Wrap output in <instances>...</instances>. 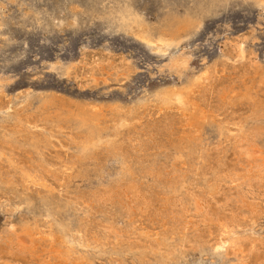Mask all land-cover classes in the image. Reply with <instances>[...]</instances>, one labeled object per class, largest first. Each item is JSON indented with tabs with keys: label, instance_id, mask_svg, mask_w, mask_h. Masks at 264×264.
Instances as JSON below:
<instances>
[{
	"label": "rangeland",
	"instance_id": "rangeland-1",
	"mask_svg": "<svg viewBox=\"0 0 264 264\" xmlns=\"http://www.w3.org/2000/svg\"><path fill=\"white\" fill-rule=\"evenodd\" d=\"M208 1L0 0V264H72L49 235L62 221L89 264H264V4ZM124 4L167 44L120 28ZM203 73L192 97L214 121L188 144L155 94ZM83 109L105 138L87 153Z\"/></svg>",
	"mask_w": 264,
	"mask_h": 264
},
{
	"label": "bare ground",
	"instance_id": "bare-ground-1",
	"mask_svg": "<svg viewBox=\"0 0 264 264\" xmlns=\"http://www.w3.org/2000/svg\"><path fill=\"white\" fill-rule=\"evenodd\" d=\"M204 3V0H201ZM207 2V0H205ZM210 1V0H209ZM208 1V2H209ZM221 1V0H220ZM254 1V0H253ZM211 2V1H210ZM214 2V0H213ZM255 2L259 5L264 4V0H255ZM202 3V2H201ZM224 3V2H223ZM206 4V3H205ZM205 4H203L205 6ZM213 4V3H212ZM218 4V3H217ZM222 4V3H221ZM198 5V4H197ZM196 5V6H197ZM208 5V4H207ZM206 5V6H207ZM210 5V4H209ZM220 5V4H219ZM1 6V5H0ZM205 6V7H206ZM213 6V5H211ZM198 10L200 9L199 6H197ZM201 7V6H200ZM209 7V6H208ZM193 8V7H192ZM210 8V7H209ZM208 8V9H209ZM216 8V7H215ZM214 8V9H215ZM196 9V8H195ZM213 8H211L212 10ZM204 10V8H203ZM210 10V11H211ZM202 11V10H201ZM189 12V10L187 11V13ZM191 12V11H190ZM189 12V14H190ZM194 12V11H193ZM186 13V12H185ZM206 15V12H204ZM109 16H111V18L118 23V26L122 29H127V30H134L136 31V34L141 37L142 39L148 41L149 43L155 44L157 46H160L158 48H161L165 43L166 40H164V36L160 31H151V28H149V26L144 22V20L138 15V13L128 4H124V5H120L119 7L112 9L111 11H109ZM198 14V13H195ZM201 14V13H200ZM203 14V13H202ZM204 15V14H203ZM184 16V14H183ZM188 16V15H187ZM175 17V16H173ZM170 19V18H169ZM177 19V17H176ZM178 20V19H177ZM172 23V22H171ZM174 23V22H173ZM181 23V22H179ZM201 23V19H190L187 18L186 20H184L181 23V26L184 30H189L193 27L198 26ZM177 24V23H176ZM175 24V25H176ZM171 25V24H170ZM180 28V27H179ZM253 39V38H252ZM234 41V40H233ZM237 41V40H236ZM239 42V41H238ZM170 43V42H169ZM168 43V44H169ZM229 43V42H228ZM232 44V42H230ZM238 46V45H237ZM237 48V47H236ZM227 53V52H226ZM182 54V53H181ZM180 56V55H179ZM182 56V55H181ZM186 56V55H183ZM175 58V57H174ZM172 61V58H170ZM176 59V58H175ZM181 58H179L180 60ZM187 59V58H186ZM186 59H183L186 61ZM189 59V58H188ZM187 59V60H188ZM188 62V61H187ZM90 63V62H89ZM94 63V62H93ZM180 63V62H179ZM69 64V63H68ZM170 64V63H169ZM168 64V65H169ZM85 65V64H84ZM92 65V64H89ZM177 65V62L173 60L172 62V66ZM179 65V64H178ZM61 67V66H60ZM177 67V66H176ZM77 68V67H76ZM90 68V67H89ZM88 68V69H89ZM172 68V67H169ZM96 69V68H95ZM91 70V69H90ZM98 70V69H97ZM180 70V69H179ZM79 71V70H78ZM93 71V70H92ZM96 71V70H95ZM100 71V70H98ZM258 71V70H257ZM86 72V71H85ZM97 72V71H96ZM95 72V74H96ZM67 73V72H66ZM258 73V72H257ZM87 74V73H86ZM205 73H203L202 75L195 77V76H189L186 80L187 84L186 86L179 88V89H173V90H167V91H162L159 93L155 94V100L157 102H162L161 106H169L170 104L175 103L178 108L180 109L181 113L183 114V118L186 121V126L189 127L191 130L194 131V133L190 132L188 136H186L184 138L185 142L190 144L189 141L196 138L198 135H200V132L203 131L204 127L206 126L207 122L209 120L214 121V116L212 115V113L210 112H206V110L200 106V104L196 101H194L192 95L194 90H196L197 86L201 83L202 81V76ZM217 74V73H216ZM73 74H71L72 76ZM75 75V74H74ZM219 75V74H218ZM223 75V74H222ZM77 76V75H76ZM81 76V75H80ZM70 77V76H69ZM83 77V76H82ZM88 77V76H87ZM92 77V76H91ZM76 78V77H74ZM95 78V77H94ZM89 79V78H88ZM86 80V79H85ZM92 80V79H91ZM89 81V80H88ZM83 82V81H82ZM85 82V81H84ZM85 84V83H84ZM233 85V84H232ZM234 95L239 96L240 94H243L241 91H237L232 93ZM221 95V94H220ZM210 97V96H209ZM221 97V96H220ZM231 97V96H230ZM236 97V96H235ZM241 97V96H239ZM242 97L245 98H250L251 97V93L248 92L247 94H243ZM238 98V97H237ZM235 98V100L237 99ZM231 99V98H230ZM241 100V99H240ZM243 100V99H242ZM234 102V100H233ZM47 107V106H46ZM264 108V103L263 101L258 102V105L255 106V108ZM254 108V111H255ZM50 110V109H49ZM6 111V110H5ZM41 112V111H40ZM263 112V111H262ZM6 114V113H5ZM120 114V113H119ZM264 114V113H263ZM78 120H79V124L81 127H84L85 129V139L81 142L80 146L78 147L79 152L81 153H87V151H92L94 150V148L100 146L101 144H103L105 142V138L103 137V134L99 128V119H100V115L98 112H89L86 110H80L79 112L76 113V115H74ZM212 118V119H211ZM2 119V118H1ZM35 119V118H34ZM36 120V119H35ZM2 121V120H1ZM37 121V120H36ZM41 122V121H40ZM126 122V121H125ZM5 123V122H4ZM37 123V122H36ZM236 125L237 131L236 133H232L228 124H218V128H219V132L220 134L224 135L226 138L228 139H234V141H240V142H248L249 138H246L245 132V126L244 124H234ZM258 127V126H257ZM48 128V127H47ZM262 128V127H261ZM248 128L249 133H251L252 131H250ZM253 130V127H252ZM247 131V132H248ZM254 131V130H253ZM258 131V130H257ZM19 133V132H18ZM257 134V133H256ZM48 135V134H47ZM254 135V134H253ZM255 136V135H254ZM200 137V136H199ZM221 137V136H220ZM249 137V136H248ZM198 139V138H197ZM232 141V140H231ZM255 141V140H254ZM40 142V140H39ZM192 142V141H191ZM42 144V143H40ZM48 144V143H47ZM240 144V143H238ZM239 146V145H238ZM17 158V157H16ZM20 162V161H19ZM39 166V165H38ZM40 167V166H39ZM249 168V167H248ZM46 169V168H44ZM236 171V170H235ZM263 171V170H262ZM261 171V172H262ZM13 172V171H12ZM7 175V174H6ZM47 178V177H46ZM51 178V177H50ZM48 181V180H47ZM238 181V180H237ZM10 187V186H9ZM8 188V187H7ZM15 189V187H13ZM263 188V187H262ZM12 189V188H11ZM11 189H9L11 191ZM7 190V189H6ZM7 190V191H9ZM17 190V189H16ZM45 190V189H44ZM47 190V189H46ZM5 191V189H4ZM13 191V190H12ZM18 191V190H17ZM21 191V189H20ZM16 192V191H15ZM22 192V191H21ZM47 192V191H46ZM15 194V193H14ZM17 194V193H16ZM23 194V192L21 193ZM28 194V193H27ZM59 194V193H58ZM19 195V193H18ZM25 195V194H24ZM23 195V196H24ZM29 195H26V197H22V198H26L27 203H32L33 202V198ZM33 196V194H32ZM19 197V196H18ZM21 198V197H20ZM35 198V196H34ZM39 198V197H37ZM21 200V199H20ZM256 200V199H255ZM49 202L50 204L53 206V208L55 207L57 210H59L61 208L60 205V198L57 194L55 193H49ZM35 203V202H34ZM41 203V202H38ZM43 203V202H42ZM254 203V202H253ZM253 203L250 204L251 207H253ZM63 204V203H62ZM65 204V203H64ZM38 205V204H37ZM36 205V206H37ZM32 207H34L32 205ZM31 207V208H32ZM50 207V206H49ZM87 207V206H86ZM30 208V207H29ZM46 208V207H45ZM52 208V207H51ZM50 208V209H51ZM250 209V208H249ZM53 211V210H52ZM60 211V210H59ZM54 212V211H53ZM56 212V211H55ZM52 213V212H51ZM53 215V214H52ZM52 215L50 218H52ZM60 216V215H59ZM53 219V218H52ZM56 219V218H55ZM54 219V221H55ZM53 221V220H52ZM55 223V222H54ZM56 223H59L56 221ZM175 225V224H174ZM79 227V226H78ZM51 232L49 233V235L51 236V242H56L59 247L60 250L67 255L68 258H72V264H89L90 262H92V260H90L88 257H86L85 255H76L74 256V254L76 253L75 251V244H77L76 238L78 236L77 233H75L74 229L71 228L69 226V224L67 223V221H62L59 224H57L55 227H52V229L50 230ZM182 231V230H181ZM30 232V231H29ZM26 233V232H25ZM29 236V235H28ZM167 239V238H165ZM220 239V238H219ZM227 242V240H225L224 242L221 241L218 245H217V249L222 247L225 243ZM3 244V243H2ZM1 246V245H0ZM5 246V245H3ZM7 246V245H6ZM101 244L97 245L96 249H100ZM129 248V247H128ZM9 249V248H8ZM12 249V248H11ZM2 250V249H1ZM4 251V250H3ZM7 251V249H6ZM10 251V250H9ZM8 251V252H9ZM12 251V250H11ZM78 251V250H77ZM86 251V250H85ZM128 251V250H127ZM4 253V252H3ZM11 253V252H10ZM1 255V254H0ZM17 255V254H16ZM22 255V254H21ZM13 257V255H11ZM10 256V259H11ZM15 257V256H14ZM19 257V256H17ZM22 257V256H21ZM65 257V256H64ZM238 257V256H237ZM19 259V258H17ZM24 259V256H23ZM14 260V259H13ZM68 260V259H67ZM5 261V260H3ZM22 262V261H21ZM20 263V262H19ZM27 263V262H26ZM17 264V263H16ZM22 264H24L22 262Z\"/></svg>",
	"mask_w": 264,
	"mask_h": 264
}]
</instances>
